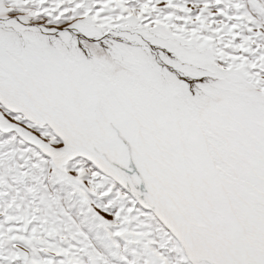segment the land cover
<instances>
[{"label": "snow or ice", "instance_id": "1", "mask_svg": "<svg viewBox=\"0 0 264 264\" xmlns=\"http://www.w3.org/2000/svg\"><path fill=\"white\" fill-rule=\"evenodd\" d=\"M0 264H264V0H0Z\"/></svg>", "mask_w": 264, "mask_h": 264}]
</instances>
